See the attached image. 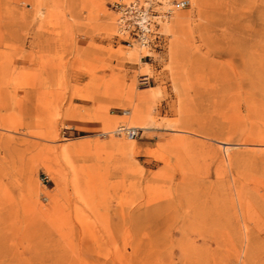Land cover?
<instances>
[{
    "label": "rangeland",
    "instance_id": "rangeland-1",
    "mask_svg": "<svg viewBox=\"0 0 264 264\" xmlns=\"http://www.w3.org/2000/svg\"><path fill=\"white\" fill-rule=\"evenodd\" d=\"M116 1L0 0V264H264V0Z\"/></svg>",
    "mask_w": 264,
    "mask_h": 264
},
{
    "label": "built area",
    "instance_id": "built-area-1",
    "mask_svg": "<svg viewBox=\"0 0 264 264\" xmlns=\"http://www.w3.org/2000/svg\"><path fill=\"white\" fill-rule=\"evenodd\" d=\"M188 1H183L178 6L185 8ZM118 18L116 20L117 34L120 36H134L137 43L142 47L150 44L151 21L146 5H141L138 1L117 0L114 3ZM142 82H147L144 80ZM116 136L128 139H136L139 130H133L124 125H119L115 131Z\"/></svg>",
    "mask_w": 264,
    "mask_h": 264
},
{
    "label": "bare ground",
    "instance_id": "bare-ground-1",
    "mask_svg": "<svg viewBox=\"0 0 264 264\" xmlns=\"http://www.w3.org/2000/svg\"><path fill=\"white\" fill-rule=\"evenodd\" d=\"M127 1H138V0H127ZM139 2V1H138ZM140 3V2H139ZM182 3V2H181ZM144 4V3H143ZM145 5V4H144ZM180 5V3L178 4V6ZM128 113H125V116L127 115ZM130 120V119H129ZM131 120L133 121L132 123H131V125H132V127H129V128H132L133 130H138V129H141V130H146V129H148L147 127H145V126H137L136 124H135V118H131ZM137 120V119H136ZM124 126H126V125H124ZM117 129V128H116ZM116 129H115V131H116ZM115 131L113 132V135H115L116 136V134H115ZM118 137V136H117ZM125 138V137H124ZM128 139V138H127ZM130 140H134V139H130Z\"/></svg>",
    "mask_w": 264,
    "mask_h": 264
}]
</instances>
